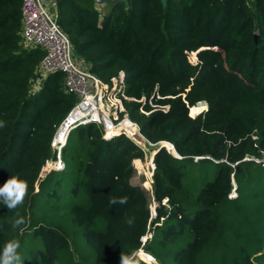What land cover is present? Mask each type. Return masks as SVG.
<instances>
[{
    "label": "trees",
    "instance_id": "16d2710c",
    "mask_svg": "<svg viewBox=\"0 0 264 264\" xmlns=\"http://www.w3.org/2000/svg\"><path fill=\"white\" fill-rule=\"evenodd\" d=\"M55 3L74 56L120 99L118 118L180 158L156 151L151 199L132 182L142 149L123 133L105 138L95 120L70 131L63 169L42 177L77 97L60 71L30 93L44 51L20 44L21 0H0V185L10 176L27 185L15 209L0 204V247L19 241L23 264H78V230L94 264H147L137 251L150 233L144 247L158 264H264V0H114L101 20L90 0Z\"/></svg>",
    "mask_w": 264,
    "mask_h": 264
},
{
    "label": "built area",
    "instance_id": "2783aa9c",
    "mask_svg": "<svg viewBox=\"0 0 264 264\" xmlns=\"http://www.w3.org/2000/svg\"><path fill=\"white\" fill-rule=\"evenodd\" d=\"M92 1L98 7L102 8L108 3L109 0H92ZM49 2L50 0H21L20 44L25 49L40 48L41 50L44 51V56L42 57L36 70V77L32 81L33 84L31 85H34V83H36L40 87L42 81L47 76V74L55 71H60L64 74V91L66 93L73 94L77 97L76 104L73 106V108L68 113V115L63 119V121L57 127L55 136L53 137L51 142V148L55 153V159H53V163L57 165V169H53V170H61L64 167L63 159L61 156V150L67 141L70 131L78 125H84L95 120L98 121L96 116H97V106L99 105L101 100V89L107 86H102L98 78L92 73H90L85 65L80 64L78 60L73 59V51L68 35L59 27L58 23H56V21L52 18V15L48 12L46 8V4H49ZM122 82H123V76L121 73L118 80H115L113 82L114 83L113 89L116 90V93L121 91V87L123 85ZM110 91L112 92V90ZM83 105H85L84 108ZM166 108L167 106H165V109ZM78 110H84L83 116L76 118L70 122L67 128V133L66 135H64L65 139L64 141H62L61 137L58 138L59 130L61 129L65 121H68V118L71 116V114L73 112H77ZM123 110L124 109L121 103L120 111ZM121 119H123V121L126 119L129 120L127 114L125 113L123 118ZM130 122L135 126V128L137 127V129H135L134 132L137 131L140 133L138 125L132 121ZM106 123H108V121ZM120 124L121 123H117L116 125H113V123L111 122L110 125L103 126L104 137L110 138L112 136H116L123 133L131 138L134 132L126 133L121 129L116 133L111 131L113 128H118ZM161 142L167 143L165 141H160L158 143ZM149 144H153V143H149ZM136 161H139L142 164V159L140 158L134 159L133 160L134 170L136 169L135 167H137ZM154 169H155V164L153 162V158L151 155L149 158V164L146 167L144 165L141 167V170L143 171V175L146 178V181L151 187V189L153 184ZM151 192L153 194V190H151ZM165 200L166 199H163L162 202L165 203L166 202ZM155 203L156 201L152 200L150 204L152 217L156 215L155 207L153 208L151 206L152 204L155 205ZM149 237H151L150 233H147L146 235L141 237L142 245L139 250H141L144 247V243Z\"/></svg>",
    "mask_w": 264,
    "mask_h": 264
},
{
    "label": "rangeland",
    "instance_id": "374dc122",
    "mask_svg": "<svg viewBox=\"0 0 264 264\" xmlns=\"http://www.w3.org/2000/svg\"><path fill=\"white\" fill-rule=\"evenodd\" d=\"M113 5V0L108 1L107 5L105 6V8L103 9V11H106V14L110 11L111 7ZM46 8L48 10V12L52 15V18L56 21V23H58V17H57V9L55 4L53 5V2L50 0L49 4H46ZM105 14V15H106ZM190 58L193 62H195V55L193 53L190 54ZM73 59L77 60V58L74 56L73 54ZM33 84V83H31ZM37 90H39V86L38 84L34 83V85H30V93H34ZM197 109H203L200 112H204L207 110V105L205 102H200L199 104L196 105ZM121 109V102L119 101V99L110 91V89L108 87H105L103 89H101V100L99 105L97 106V120L103 125V126H107L110 125L111 122L113 123V125H116L117 123H121L122 122V128L125 130V132L130 128L127 123L126 120L123 121V119L119 120L118 118V113ZM191 112V110L189 111V113ZM199 112V113H200ZM199 113H196L195 115H190L195 117L196 115H198ZM82 117V115L80 113L77 112H73L71 114V116L68 118V121H65V123L62 125L61 129L58 132V138H62V141H64L65 137V133L66 130L70 124L71 121H73L76 118ZM108 121V123H106ZM125 123V124H124ZM137 129V127H136ZM143 151V159H142V164L146 167L149 164V158L154 153H156V151L161 148L164 147L170 154H172L173 156H176L174 149L172 148V146L168 143H157V144H149L144 138L142 141H136L135 142ZM263 159V158H261ZM136 169L134 170V174L132 177V182L136 185H138L139 187L143 188L146 193L148 195L151 196L152 199V192H151V187L149 186V184L146 181V178L143 175V171L141 170V167L137 165V167H135ZM53 169H57V165L55 163H53V160H49L48 163L45 166L44 171L42 172V177L48 173L50 170ZM146 169V168H145ZM62 170V169H61ZM60 171V170H59ZM60 175V173L58 172H53L48 178H47V187L48 183L50 180H54L56 178H58ZM61 177H63V184L62 187L59 188V193L63 194V198L68 196V192H66V186L67 184H70V179H71V172H64ZM214 178V171L211 173V178L210 180H212ZM199 186H203V183L199 182ZM45 189V188H44ZM48 189V188H47ZM235 195V192L232 193V196ZM166 201V200H165ZM152 202V200H151ZM68 202L66 200H63L62 202H60L58 205L64 208L68 209ZM157 203L152 204L151 206L154 208H156ZM49 207L48 205L44 206V208ZM65 225H68L71 229V231L74 230V228L72 227V224L70 223V221L68 220V222H66ZM76 229V228H75ZM78 230L75 232V235H78L81 239H77L75 238V240H70V256L72 258V260L76 261L78 264H94V249L87 244L83 233L80 231L78 232ZM153 253L152 251L148 250V248L143 247L141 250L137 251V256L139 257V259L145 261L147 264H158V261L152 256Z\"/></svg>",
    "mask_w": 264,
    "mask_h": 264
},
{
    "label": "clouds",
    "instance_id": "9594fccd",
    "mask_svg": "<svg viewBox=\"0 0 264 264\" xmlns=\"http://www.w3.org/2000/svg\"><path fill=\"white\" fill-rule=\"evenodd\" d=\"M27 191L26 183L18 176H10L2 185H0V204L6 206L7 209H15L17 205L23 202ZM112 203H126V198L121 197L113 200ZM24 223L22 217L17 218L13 222V227L18 228ZM19 241L9 240L0 247V264H23L21 256L17 252ZM121 264H129L127 258L121 257Z\"/></svg>",
    "mask_w": 264,
    "mask_h": 264
},
{
    "label": "crops",
    "instance_id": "0c3cea01",
    "mask_svg": "<svg viewBox=\"0 0 264 264\" xmlns=\"http://www.w3.org/2000/svg\"><path fill=\"white\" fill-rule=\"evenodd\" d=\"M52 2H53V5L54 4H56L55 3V1L56 0H51ZM110 1V0H109ZM114 1V0H113ZM90 4L92 5V7L93 8H95L97 11H98V13H99V20H101L102 18H103V16L106 14V11L104 10L103 11V9L105 8V6L107 5H105L104 7H98L92 0H90ZM56 6V5H55ZM56 9H57V7H56ZM76 57V56H75ZM77 58V60H78V62L80 63V64H83V65H85L86 66V63L84 62V60L82 59V58H80V57H76Z\"/></svg>",
    "mask_w": 264,
    "mask_h": 264
},
{
    "label": "bare ground",
    "instance_id": "6f19581e",
    "mask_svg": "<svg viewBox=\"0 0 264 264\" xmlns=\"http://www.w3.org/2000/svg\"><path fill=\"white\" fill-rule=\"evenodd\" d=\"M84 107H85V105H83V108H84ZM77 113H80V114L83 116L84 110H78ZM126 121H127V123L129 124L128 126L130 127V128L126 131V133H132V132H134V130L136 129L135 126H134L132 123H130L127 119H126ZM124 124H125V123H124ZM121 126H122V122H121V124L119 125L118 128H113L111 131H112V132H115V133H116L117 131H119L120 129L123 130V131H125Z\"/></svg>",
    "mask_w": 264,
    "mask_h": 264
},
{
    "label": "water",
    "instance_id": "95a60500",
    "mask_svg": "<svg viewBox=\"0 0 264 264\" xmlns=\"http://www.w3.org/2000/svg\"><path fill=\"white\" fill-rule=\"evenodd\" d=\"M162 5L165 6L166 5V0H160ZM257 35H255V38H256ZM131 139L136 142V141H142L143 140V135L137 131H135L132 136H131ZM175 157H178L180 158V156L176 153V156Z\"/></svg>",
    "mask_w": 264,
    "mask_h": 264
}]
</instances>
